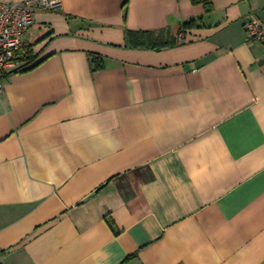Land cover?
<instances>
[{"label":"crops","instance_id":"obj_1","mask_svg":"<svg viewBox=\"0 0 264 264\" xmlns=\"http://www.w3.org/2000/svg\"><path fill=\"white\" fill-rule=\"evenodd\" d=\"M62 2L3 79L0 263L264 264V0Z\"/></svg>","mask_w":264,"mask_h":264},{"label":"built area","instance_id":"obj_2","mask_svg":"<svg viewBox=\"0 0 264 264\" xmlns=\"http://www.w3.org/2000/svg\"><path fill=\"white\" fill-rule=\"evenodd\" d=\"M62 0H27L7 3L0 0V94L4 91L3 79L17 66V55L25 47V37L39 11L62 8ZM245 28L251 40L264 48V17L250 15Z\"/></svg>","mask_w":264,"mask_h":264},{"label":"trees","instance_id":"obj_3","mask_svg":"<svg viewBox=\"0 0 264 264\" xmlns=\"http://www.w3.org/2000/svg\"><path fill=\"white\" fill-rule=\"evenodd\" d=\"M193 3L195 5H203L205 10L210 13L213 12V3L211 0H193ZM201 20V21H200ZM200 20H190L186 22L182 28L180 29V32H187L195 29H202L204 28L202 26V19ZM177 41L175 39H164L162 37H156L153 33L150 32H133L128 31L127 32V44L126 48H147V49H153L162 51L166 48L175 47L177 45ZM22 54V57L20 55ZM17 61H26V66H31L35 62V57L32 54V51H25L24 48L19 52L16 58ZM90 63L92 67V71L99 72L102 70H105L107 68V62L105 57L99 55V54H91L90 55ZM31 69V68H29ZM1 264V263H0Z\"/></svg>","mask_w":264,"mask_h":264}]
</instances>
